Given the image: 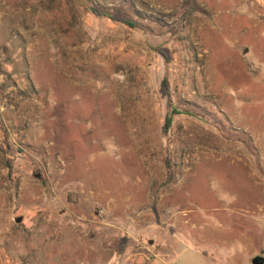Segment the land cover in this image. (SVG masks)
Here are the masks:
<instances>
[{"label":"rangeland","instance_id":"obj_1","mask_svg":"<svg viewBox=\"0 0 264 264\" xmlns=\"http://www.w3.org/2000/svg\"><path fill=\"white\" fill-rule=\"evenodd\" d=\"M90 2L0 0V251L264 257V0Z\"/></svg>","mask_w":264,"mask_h":264},{"label":"water","instance_id":"obj_2","mask_svg":"<svg viewBox=\"0 0 264 264\" xmlns=\"http://www.w3.org/2000/svg\"><path fill=\"white\" fill-rule=\"evenodd\" d=\"M70 1L80 7H86L89 9L92 8V4L90 0H70ZM252 264H264V257L263 256L254 257L252 260Z\"/></svg>","mask_w":264,"mask_h":264},{"label":"trees","instance_id":"obj_3","mask_svg":"<svg viewBox=\"0 0 264 264\" xmlns=\"http://www.w3.org/2000/svg\"><path fill=\"white\" fill-rule=\"evenodd\" d=\"M94 12H96L97 14H100L101 12L95 8H93ZM110 18H112L115 21H120L122 23H125L127 25L130 26H134V22L131 20V18L123 11H119L117 12L116 15H111Z\"/></svg>","mask_w":264,"mask_h":264},{"label":"built area","instance_id":"obj_4","mask_svg":"<svg viewBox=\"0 0 264 264\" xmlns=\"http://www.w3.org/2000/svg\"><path fill=\"white\" fill-rule=\"evenodd\" d=\"M0 264H17L14 259L5 251H0Z\"/></svg>","mask_w":264,"mask_h":264}]
</instances>
